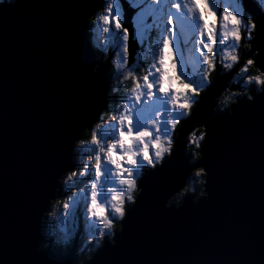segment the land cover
I'll list each match as a JSON object with an SVG mask.
<instances>
[{
    "label": "water",
    "instance_id": "water-1",
    "mask_svg": "<svg viewBox=\"0 0 264 264\" xmlns=\"http://www.w3.org/2000/svg\"><path fill=\"white\" fill-rule=\"evenodd\" d=\"M101 3L17 0L0 7V264H71L74 247L58 258L39 248L41 221L57 180L75 165V142L107 106V62L95 66L87 33ZM240 3L251 38L241 40L249 52H238L251 57L248 71H259L263 87L254 94L248 84L247 97L233 83L240 97L216 113L242 60L222 76L215 66L181 120L168 159L143 170L119 229L86 264H264V11L253 0ZM120 8L129 64L138 48L133 9L124 1ZM193 128L202 137L200 157L191 161L185 137ZM197 166L205 197L167 206Z\"/></svg>",
    "mask_w": 264,
    "mask_h": 264
},
{
    "label": "rangeland",
    "instance_id": "rangeland-1",
    "mask_svg": "<svg viewBox=\"0 0 264 264\" xmlns=\"http://www.w3.org/2000/svg\"><path fill=\"white\" fill-rule=\"evenodd\" d=\"M103 1L105 4L100 8L105 6L108 9L100 12L97 10L93 16V29L88 30L91 38L93 33L98 35L93 45L101 46V55L96 53V62L105 63L102 60L105 50L111 54L106 78L109 84L108 91L114 97L111 104H109L110 98L107 99L108 114L99 117L88 135L81 136L75 142L76 166L65 171L57 180L56 184L61 187L60 191L56 187L57 197L50 200L44 212L43 223L41 222L45 236L39 242L40 249H47L52 245L55 249L52 251L56 254L60 250L64 253L67 252L72 240L76 239L71 264H83L81 258L85 260L90 258L103 240L112 237L116 223L121 219L126 207L132 204L138 192L135 185L141 170L160 164L165 158L168 159L178 120L188 115L186 109L195 102L196 96L192 94L193 91L203 92L208 87L211 82L208 76L215 66L222 76L242 60L238 71L227 81V89L220 94L217 103L221 97L229 99L231 96L232 104L238 99L239 96L231 91L230 82L239 84L241 89L243 84L245 86L252 84L254 87L262 85L260 73L248 71L251 57L241 58L238 52L239 48L243 50L241 40L248 42L251 38L250 24L246 20L243 21L238 0H157L156 2L136 0L143 6L140 9L134 1L137 12L131 17L134 25L133 36L135 39H144L145 45L139 54L146 61L147 70V76L145 75L144 79L138 78V81L129 78L136 65L131 68L126 65L127 32L120 28L122 14L119 0ZM150 1L152 4L150 3L149 6L153 5L154 8L148 7ZM257 1L264 9V1ZM139 19L144 24L156 23L160 28L162 24L164 34L168 36L165 46L162 44L159 46L161 38H164L161 31L157 34L158 48L152 31H146L145 37L142 36L145 26L143 23L138 24ZM190 32L193 36L189 44L185 45L186 50L184 51V45L181 47V52H185L182 57L185 63L181 64V68H177V62L173 61L176 66L172 68L170 59L178 60L176 44L181 41L178 36L181 37L179 34L186 36ZM138 42L142 46L140 39ZM155 48L158 51L154 53ZM248 50L247 45L241 54L249 52ZM198 54L205 56L206 62L209 59V64L207 63L205 67L195 64ZM185 64L187 69L183 75ZM140 66L141 61L138 67ZM208 67L210 71L207 70ZM199 68L203 70L206 68V71L199 72ZM195 73H200L198 87L193 83L192 85L185 81L182 83V79L189 78ZM179 76L181 82L178 81L175 86V78ZM125 80L130 84L125 83ZM126 85L132 86L134 94L131 97H136V100L128 99L122 104L119 100L117 103L114 99L120 96ZM173 86L180 93L177 97L178 102L171 99L173 104L169 107L167 102L161 101L174 93L165 96ZM253 91L257 93L259 89ZM108 118L114 119L113 124L121 131L117 127L112 128L113 124ZM194 130L193 128L186 137L185 151L190 144L192 149L199 150L201 135L196 136ZM198 157H200L199 153ZM190 160L194 161L192 158ZM200 168L197 166L191 171L195 174L191 175L178 194L172 196L173 203H177L182 197H188L196 204L199 198L205 197L204 192L202 193L204 174ZM88 198L90 199L87 203L91 202V205L81 214L79 211V218L84 220L79 224L77 218L79 206L81 202L85 204ZM167 206L170 204L167 203Z\"/></svg>",
    "mask_w": 264,
    "mask_h": 264
},
{
    "label": "trees",
    "instance_id": "trees-1",
    "mask_svg": "<svg viewBox=\"0 0 264 264\" xmlns=\"http://www.w3.org/2000/svg\"><path fill=\"white\" fill-rule=\"evenodd\" d=\"M105 4V3H104ZM100 7H98V9H99ZM106 9H108L107 7H105V6H103L102 8H100L99 10H98V12H100V11H104V10H106ZM263 11H264V9H263ZM239 12H240V14H241V16H242V19H243V21H245L246 20V22L247 23H249L250 24V20H249V16H248V14L246 13V12H244V11H242V7H241V5H240V3H239ZM91 19L92 18H90L89 19V21H91ZM90 23V22H89ZM89 23H88V25H89ZM149 31H152L153 32V34H155V37H156V48H158V32L159 31H161V28H160V26L158 25V24H156V23H154V24H152L151 26H150V29H149ZM165 39H166V41L168 40V36H166V37H164V38H162V41H164L165 42ZM150 42V41H149ZM164 42H163V44H164ZM159 46H160V42H159ZM247 46V45H246ZM156 48L154 49V53H155V51H156ZM96 51H98L97 49H96ZM185 51V50H184ZM99 52V51H98ZM157 52V51H156ZM153 53V54H154ZM210 53V52H209ZM183 55H185V52H183ZM205 56H201V63L203 62V58H204ZM212 57V56H211ZM141 58V57H140ZM180 58H181V55H180ZM178 59V58H177ZM213 59V58H212ZM104 60V59H103ZM207 63L209 64V59H207ZM172 67L174 68V65H172ZM146 68V61H144L142 58H141V66L140 67H137L136 66V69L133 71V72H131L129 75H130V79L132 80V81H134V80H136V81H138V78H140V77H142L143 79L145 78V75H147V70L145 69ZM200 70H202V71H206V69H201V68H199V72H200ZM207 70H209V67L207 68ZM210 71V70H209ZM212 72H214V70L213 71H211V74H212ZM259 72V71H258ZM259 74V73H258ZM197 75L199 76L200 75V73H197ZM208 79H209V76H208ZM195 81V80H194ZM125 83H127V84H130V82L129 81H127V80H125ZM136 83L137 82H135V86H137L136 85ZM230 83H232L233 84V82H230ZM232 84H230V85H232ZM252 85V84H251ZM134 86V87H135ZM243 86V88H248L247 90H245L244 91V93L242 94V95H246L247 97L249 96V93H248V90H249V88H250V86H245L244 84L242 85ZM262 85H260L259 87H261ZM241 87V86H240ZM254 88V90H256V91H258V88H256V87H254L253 85L251 86V88ZM263 87V86H262ZM242 88V89H243ZM123 91L122 92H120V96L118 97V98H116V99H114L115 101H117V103L119 102V100H121L122 102H121V104L122 103H124V101L126 102V100H128V99H131V100H136V97H131L132 96V94H134L133 93V91H132V86H129V85H126L125 87H123ZM128 89V90H127ZM175 93L176 94H174V95H170V96H168V97H165L164 99H163V101H162V103H164V102H167L166 104L170 107V106H172V104H173V100H174V102H178V99H177V97H178V93H180V92H177V91H175ZM200 92H198V91H193V94L195 95V96H197L198 94H199ZM236 96H239L240 97V94H236V93H234ZM115 95H118V94H115ZM123 95V96H122ZM229 95H231V94H229ZM108 97L110 98V100H111V102H109V104H111L112 103V100H113V97H114V95H112L111 93H109V95H108ZM122 97H124V98H122ZM171 99H172V101H171ZM115 101H113V102H115ZM231 101H232V97L230 96L229 97V99H228V97H221L220 98V100H219V103H217V107H216V112L217 113H219V112H222V111H225V110H227L228 108H229V105L231 104ZM107 104H108V100H107ZM192 105L193 104H191L190 106H189V108H187L186 110L189 112V110H190V108L192 107ZM108 106V105H107ZM122 106H124V104L122 105ZM121 106V107H122ZM182 106V105H181ZM108 108V107H107ZM107 108H105L102 112H104L103 114L101 113V115L100 116H106L107 114H108V111H107ZM109 116V115H108ZM109 120H110V118H108ZM106 120V119H105ZM105 120H104V122H105ZM114 119H111L110 120V122H112ZM116 122H117V120H116ZM180 120H178V123H177V126H176V128L180 125ZM112 124H113V122H112ZM114 127H117V129H119L118 128V126H115L114 124H113V126H112V128H114ZM120 130V129H119ZM89 131L90 130H86V131H84L83 133H82V137L83 136H87L88 135V133H89ZM121 131V130H120ZM195 131V135L196 136H198V134H200L201 135V137H202V130L200 129V128H198V129H195L194 130ZM174 133H175V131H174ZM190 148H187L186 147V150L187 151H185L186 152V154L190 157V159L192 158V159H194V160H196L197 159V157H198V151L196 150H194V149H192V147H191V144H190V146H189ZM192 174H195V172H192L191 173V175ZM191 175H190V177H191ZM140 176H141V174H140ZM139 176V177H140ZM189 176L186 178V181L190 178ZM193 179H195V177H193ZM186 181H185V183H186ZM202 193H203V191H202ZM201 193V194H202ZM171 199V198H170ZM169 199V200H170ZM173 201H174V199H173ZM173 201H172V199L169 201V203H173ZM181 202V199H179L178 201H177V203H173V204H175V205H178L179 203ZM131 203V202H130ZM172 204V205H173ZM116 227V229H119V227L117 226V223H116V225H115ZM109 239H111V238H109ZM73 241H74V239L72 240V242H71V245H72V243H73ZM71 245L70 246H68L67 247V251H68V249L71 247ZM52 250H54V249H52ZM57 250V249H56ZM61 251V250H60ZM57 252L59 255H60V257L62 256V254H63V252L61 251V252ZM65 253V252H64ZM82 259V258H81Z\"/></svg>",
    "mask_w": 264,
    "mask_h": 264
},
{
    "label": "bare ground",
    "instance_id": "bare-ground-1",
    "mask_svg": "<svg viewBox=\"0 0 264 264\" xmlns=\"http://www.w3.org/2000/svg\"><path fill=\"white\" fill-rule=\"evenodd\" d=\"M188 38H189V34L185 36V40H188ZM126 52H127V51H126ZM253 92H254V94L259 93V91H258L257 93H256L255 91H253ZM181 120H182V119H181ZM181 120H180V121H181ZM187 135H188V134H187ZM187 135H186V137H187ZM186 137H185V140H186ZM185 146H186V144H185ZM192 163H194V162H192ZM141 175H142V174H141ZM190 175H191V171L188 173V176H189V177H190ZM139 178H140V177H139ZM139 178H138V179H139ZM137 181H138V180H137ZM178 192H180V191H178ZM178 192H177V193H174V194H178ZM174 194H173V195H174ZM204 194H205V193H204ZM173 195H171L170 198H172ZM203 196H204V195H203ZM132 201H133V200H132ZM181 203H182V198H181V202H180L179 204H181ZM179 204H178V205H179ZM178 205H173V206H178ZM47 207H48V206H47ZM69 251H70V248L68 249V252H69ZM53 253L55 254V257H56V258H58V257L60 256L59 254H56L54 251H53ZM65 253H66V252H65ZM90 256H91V255H90ZM91 257H92V256H91ZM91 257H90V258H91ZM90 258H88V259H90Z\"/></svg>",
    "mask_w": 264,
    "mask_h": 264
},
{
    "label": "clouds",
    "instance_id": "clouds-1",
    "mask_svg": "<svg viewBox=\"0 0 264 264\" xmlns=\"http://www.w3.org/2000/svg\"><path fill=\"white\" fill-rule=\"evenodd\" d=\"M180 191V190H179ZM200 197V196H199ZM182 199H183V197H182ZM73 246H71L70 247V249L72 248ZM74 249V248H73ZM51 252H53L52 250H50ZM68 253V251L66 252V253H63V255L64 254H67ZM91 256H93V254L91 255ZM89 261V259H87V260H84V263L83 264H86L87 262Z\"/></svg>",
    "mask_w": 264,
    "mask_h": 264
},
{
    "label": "flooded vegetation",
    "instance_id": "flooded-vegetation-1",
    "mask_svg": "<svg viewBox=\"0 0 264 264\" xmlns=\"http://www.w3.org/2000/svg\"><path fill=\"white\" fill-rule=\"evenodd\" d=\"M257 71V70H256ZM258 72V71H257ZM259 73V72H258ZM210 77H211V75L209 76V81H210ZM182 118H180V120H181ZM84 260L85 259H81V261H83V263H84Z\"/></svg>",
    "mask_w": 264,
    "mask_h": 264
}]
</instances>
